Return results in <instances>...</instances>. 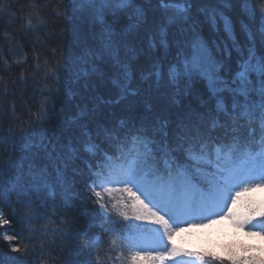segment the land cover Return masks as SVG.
I'll list each match as a JSON object with an SVG mask.
<instances>
[{
    "label": "trees",
    "instance_id": "obj_1",
    "mask_svg": "<svg viewBox=\"0 0 264 264\" xmlns=\"http://www.w3.org/2000/svg\"><path fill=\"white\" fill-rule=\"evenodd\" d=\"M137 9H142L139 16ZM213 9L223 18L218 15L213 22L206 16ZM104 16L103 23L96 20L79 0H0V214L10 221L0 226V264H132L124 237L138 234L134 218L125 220L111 207L127 194L100 190L88 179H97L106 157L116 161L120 152H101L99 143L90 140L96 151L90 152L93 162L88 166L78 153H59L49 146L39 135L45 128L69 130L74 121H97L108 140L123 141L131 128L120 130L126 123L114 116L134 122L132 112L139 108L155 120L152 101L163 96L171 101L168 114L157 119L161 128H168L160 129L156 141L169 139L174 147L179 133L199 130L212 147L243 142V130L236 129L230 115V98L225 99L229 114L210 107L209 99L204 110L197 101L207 95L201 89L206 83L198 77L172 81L168 72L194 29L216 56L218 51V59L222 48L227 55L231 51L230 72L223 69L230 75L236 51L224 32V19L243 44L249 32L264 26V0H192L189 19L179 23H168L158 0H133L126 10ZM164 27L167 31L161 33ZM79 54L85 61L75 66ZM72 68L66 80L64 71ZM196 113L200 120L189 121L188 115ZM189 179L196 187L206 186L195 169ZM93 190L102 194L109 211ZM189 236L177 243L179 249L222 257L264 256L263 247L242 240H222L215 250Z\"/></svg>",
    "mask_w": 264,
    "mask_h": 264
},
{
    "label": "snow or ice",
    "instance_id": "obj_2",
    "mask_svg": "<svg viewBox=\"0 0 264 264\" xmlns=\"http://www.w3.org/2000/svg\"><path fill=\"white\" fill-rule=\"evenodd\" d=\"M79 2L103 23L105 13L126 10L133 0ZM158 2L169 23L189 19L192 0ZM218 15L223 18L222 12L211 10L213 22ZM224 32L232 41L231 49L236 51V66L230 75L223 74V61L194 29L180 48L168 75L172 81L181 77L202 79L216 100L217 110L225 114H229L225 99L230 98V115L236 129L243 130V142L234 141L225 149L212 147L205 135L197 130L179 133L173 147L167 142L158 143L141 128H133L127 131L123 141H116L120 152L117 160L106 157V163L101 165L97 179L93 181L99 187L123 184V189L117 190L127 195L113 204L112 210L125 220L134 218L156 225H135L138 234L124 237L129 251L135 249L130 257L132 264H156L165 259H172L174 264H212L213 261L218 264H264V256L229 254L222 257L211 252H189L174 245L169 247L175 232L182 230L183 223L211 220L213 216H226L240 229L247 228L250 234L264 236V201L257 204L249 199L242 212L236 207L242 193L264 189V26L254 33L249 32L243 44L235 39L227 19H224ZM120 86L125 87L123 83ZM88 150L93 151L94 146ZM193 169L203 175L204 188L191 183L189 175ZM93 191L100 206L105 212L109 211L102 194ZM9 223L0 214V226ZM4 238L14 239L9 235ZM13 251L20 249L15 247ZM154 251L156 255L151 254Z\"/></svg>",
    "mask_w": 264,
    "mask_h": 264
},
{
    "label": "bare ground",
    "instance_id": "obj_3",
    "mask_svg": "<svg viewBox=\"0 0 264 264\" xmlns=\"http://www.w3.org/2000/svg\"><path fill=\"white\" fill-rule=\"evenodd\" d=\"M137 10H140V11L138 12ZM137 10H134V12H136L137 16H139V14H141V10L142 9H137ZM109 14L111 16L115 15L112 12H109ZM135 15H134V18L136 17ZM206 16H211V14L208 13V14H206ZM103 19H105V18H103ZM135 19H137V18H135ZM164 31H167L166 27L163 28V31H161V33H164ZM95 43H99V42L95 41ZM158 45L159 44L156 42L155 48H158ZM161 46H162V44H161ZM105 48H107V47L99 46V49H102V52L105 53V55H106L109 50L106 51ZM152 48L154 49L153 46H152ZM217 57H218V51H217ZM219 57L221 58V60L224 63V69L227 72H230L229 70H227V67H228L227 66V59L229 57V55H227V51L225 52V50L222 48L220 50ZM82 61H85V59H84L82 54L81 55L79 54L77 56V58H76L75 66L79 65ZM83 63H85V62H83ZM172 64L174 65L175 62L172 63ZM69 72H70V75H72L73 74V68H72V70H68L67 72L64 71V73H65L64 77H66V80H68L71 77L68 74ZM159 74L161 75L160 72H159ZM193 78H197V77H193ZM180 79H182V78H180ZM178 81H179V79H178ZM202 85H204V86H202L201 89H203L204 92L207 93V95L205 97H201L199 99V101H197V102H199L200 106L204 110H207L209 106L212 107V108H215L216 107V100L210 95L207 87L205 86L206 84H202ZM114 87H116V86H114ZM61 94L64 95L65 92L64 93L61 92ZM164 98H166V97L161 96L159 98L161 101H152L153 105H155L154 106L155 107L154 108V112H156L155 113L156 114L155 120H151L152 118L150 120H148L147 119L148 117L146 116L145 111L143 109H139V108H137L134 112H132L133 118H134V122L128 121L123 116H120V117L114 116V119L119 118L120 121L126 123V126L125 127L122 126V128H120V130H124L125 128H129V126H130L131 129H133V128H141L144 131L150 133L155 139H157L160 136V129H167L168 128L167 126H162V128H161V124L158 122V119H157V117H162V116L168 114L167 101H170V100H167V99L164 100ZM208 99H209V103H210L209 106H208ZM123 113H125V111H123ZM188 116H190L189 117V121H191L192 119H195V118H198L200 120V116L197 115V113L196 114H190ZM51 121H52V117L48 116L47 124H50ZM53 122L55 124V121H53ZM53 122L51 124H53ZM156 122H158V123H156ZM129 123H130V125H129ZM168 123H169V120H168L167 124ZM148 124H149L150 128H148L149 127ZM70 125L71 126H70L69 130L68 129H64L62 127H59V128H57V127L56 128L55 127H48V128H45L44 132H39V135L41 134V137H42L43 140L48 139L47 142L49 143V146L50 145H54L55 150H57V152H59V153L64 151V150H67L68 153H70V154L78 153L79 155L82 156V160H83L85 165L87 163L93 162L92 155L90 153L91 151L88 150L89 147L90 146H94V150L96 149V146L93 145L90 142V140H96L99 143V144L97 143L99 145L98 148H101L99 150L101 152L105 151L106 153H109V155H111V153L114 154V149H118V145L116 144V142L108 140L106 135L102 134V132L100 130V127H99V124H98L97 121H91V123H87L86 121H77V122L74 121ZM174 125L177 126V124H174ZM27 126L29 127L30 124L27 125ZM197 129H198V126L195 127L193 130L195 131ZM73 134H75V138H72L71 135H73ZM37 139L38 138H36V140ZM166 141H169V139L166 140ZM157 142L161 143L159 140H157ZM95 151H93L92 154ZM46 153H48V152H46ZM87 165L89 166L90 164H87ZM100 167H101V165H100ZM88 179H90V180L93 179V181H95L96 177H94V176L92 177V175H90L88 177ZM107 185H109V184H106L103 187H99V186H97V187L101 190L103 188H107L106 187Z\"/></svg>",
    "mask_w": 264,
    "mask_h": 264
},
{
    "label": "rangeland",
    "instance_id": "obj_4",
    "mask_svg": "<svg viewBox=\"0 0 264 264\" xmlns=\"http://www.w3.org/2000/svg\"><path fill=\"white\" fill-rule=\"evenodd\" d=\"M163 88L159 90H162ZM119 186L121 187H118L117 189H123L124 185L119 184ZM106 190L110 192L109 190L113 191L115 189H112L111 187L108 186ZM249 199L255 201L257 204L264 201V189H258L249 193H242L240 200L237 202V206H236L237 210L241 212L244 211L245 210L244 205ZM133 222L135 223V225L143 224L147 227H156V225L152 224L150 221H139L133 219ZM190 224L193 226H190ZM181 228H182L181 231H177L173 235L169 247H171L172 245L174 246L176 245L175 247H177V243L182 241L183 238L187 237L191 239L192 237H190L189 235H193V237L196 240L202 241L203 243H205L210 247L212 246L215 250H218V248L221 246L220 242H222V240L224 242H228L229 240L232 239L233 240L237 239L234 242H237L238 240H242V242L245 243L246 245L254 244L264 248V236L250 234L247 228L240 229L235 224L233 219H230L226 216H213L211 220L209 219L192 220L190 222L183 223L181 225ZM115 248L118 251L121 250V247L119 246H115ZM126 249L128 252H130L128 246L126 247ZM151 254L156 255L157 253L154 251ZM161 254H163V252H161ZM160 262L161 264H174L172 259H165Z\"/></svg>",
    "mask_w": 264,
    "mask_h": 264
}]
</instances>
